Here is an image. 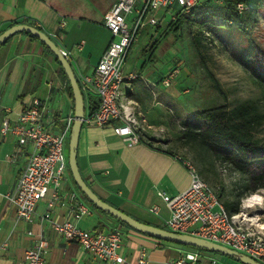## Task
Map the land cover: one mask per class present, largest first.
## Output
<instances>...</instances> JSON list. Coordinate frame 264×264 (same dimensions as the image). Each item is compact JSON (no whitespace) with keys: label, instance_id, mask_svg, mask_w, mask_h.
Wrapping results in <instances>:
<instances>
[{"label":"crops","instance_id":"0c3cea01","mask_svg":"<svg viewBox=\"0 0 264 264\" xmlns=\"http://www.w3.org/2000/svg\"><path fill=\"white\" fill-rule=\"evenodd\" d=\"M51 1L54 0H0V34L11 24L41 26L60 49L70 53V63L82 86V77L93 72L113 39L104 45L102 42L96 43L93 33L95 29L108 30L104 25L105 14L116 0H109L91 19L77 17L78 13H73V8L68 7L71 0ZM205 2L207 0H202L199 6L203 7L207 4ZM249 4V23L253 27L262 25L260 21L263 20L258 13L263 10L264 17V0H251ZM62 22L65 23L63 27ZM166 31L168 26L164 34ZM156 44L155 41L152 51ZM163 67L165 64L156 63L150 58L141 66L125 68L124 90L128 99L138 104V109L146 115L151 125L167 129L169 139L155 142V147L160 145L169 152L151 147L145 141L128 146L114 134L112 125L99 127L84 123L77 161L83 179L103 201L142 223L168 230L167 221L171 211L159 192L169 196L179 194L189 186L190 175L178 161L177 156L186 157L173 141L177 131L175 120L182 121L180 118L184 112H179L181 109L175 106L174 92H169L170 87H165L161 82L172 72L173 65L168 66L169 73L164 72ZM131 73L137 74L138 78L128 79ZM83 95L85 113L89 115L98 106L100 96L91 88H87ZM34 99L42 102L44 122L53 132H61L69 119L74 122V96L60 63L40 41L20 33L0 50V124L4 117L15 122ZM17 149V137L13 134L3 137L0 132V264H25L26 250L35 244L39 234L47 237L50 243L45 264H114L84 251L78 243L60 237L49 220L43 218L50 214L54 219L63 221L70 216L71 205L67 198L49 209L52 189L38 202L37 218L33 223L17 219L16 210L7 195L16 188L31 146L28 144L16 154ZM71 191L76 192L92 210L91 215L77 223L78 226L90 231L119 228L122 231L120 252L128 260L135 262L140 251L145 250L148 264H166L184 250L193 249L142 234L98 211L88 203L68 172L60 192L66 196ZM30 231H33V235L28 234ZM4 243L8 244L6 250L1 249ZM205 252L203 254L207 257L209 254ZM203 264L208 262L203 259Z\"/></svg>","mask_w":264,"mask_h":264},{"label":"built area","instance_id":"2783aa9c","mask_svg":"<svg viewBox=\"0 0 264 264\" xmlns=\"http://www.w3.org/2000/svg\"><path fill=\"white\" fill-rule=\"evenodd\" d=\"M201 1L116 0L112 4L105 14L104 25L113 39L93 72L82 77V92L91 88L100 96L98 106L87 115L84 121L86 124L99 127L112 125L114 134L121 137L128 146L143 141L161 142L166 139V130L151 125L146 115L138 109V104L128 99L124 90L125 61L128 50L137 40L140 30L148 24L152 26L160 24V19L155 15L156 11L167 13L173 11L170 20L173 21L178 15L175 7H178L182 14H190ZM211 1L221 2V0ZM246 9L244 4L238 5L240 13ZM133 12H135L134 21L129 22L127 17ZM64 25L65 23L62 22L61 26ZM62 51L69 59L70 53ZM178 72L179 69L173 70L163 78L162 84L169 87ZM127 78L133 80L138 78V75L131 73ZM42 109V102L34 99L23 109L15 122L4 117L0 124L3 137L10 134L17 137L16 154L28 144L31 146L27 164L18 178L16 188L7 195L16 210L17 219L33 223L37 218L38 202L52 189L49 209L59 205L64 198H67L71 205L70 216L66 220L58 221L50 214L43 217L49 220L51 227L60 237L78 243L84 251L104 262L148 264V254L145 250L140 251L135 262L121 254L122 231L119 228L111 231L104 229L90 231L78 226L77 223L83 217L92 214L91 208L76 192L71 191L66 196L60 192L69 169L67 146L73 120L69 119L66 127L61 132L55 133L51 127L46 126ZM177 159L188 170L190 183L185 190L175 196L159 192V196L171 211V217L167 221L168 230L205 239L258 262L264 261V231L248 223L251 222L248 219L243 217L240 219L238 215L231 216L218 193L201 177L193 163L181 156H177ZM28 234L33 235V231ZM7 247L8 244L4 243L1 249L6 250ZM49 250V240L43 234H39L35 244L26 250L25 264H45V255ZM204 251L206 250L202 252V249L197 248L184 250L177 258L170 259L166 264H203ZM190 253L198 256L195 262L188 259ZM208 264H217V262L210 260Z\"/></svg>","mask_w":264,"mask_h":264},{"label":"rangeland","instance_id":"374dc122","mask_svg":"<svg viewBox=\"0 0 264 264\" xmlns=\"http://www.w3.org/2000/svg\"><path fill=\"white\" fill-rule=\"evenodd\" d=\"M107 2L109 0H71L68 7L73 8V13H78L77 17L91 19ZM213 9L216 12L221 11L218 7ZM262 11L258 13V17L263 20L260 21L262 23L260 26L245 24L243 27V24L232 21L218 27L211 22L192 20L186 22L177 33L168 30L165 34V28L171 20L173 11L166 15L163 11H156L155 15L160 19V24L158 26L149 24L140 30L138 39L125 61L124 69L135 65L141 66L152 58L156 63L165 64L164 72L169 73L168 66L172 64L171 71L179 69V72L168 91L174 92L175 106L181 109L179 112H184V116L180 119L192 117L196 111L205 107L225 105L222 112L226 115L227 123L230 126H237L247 139L264 148ZM134 17L135 12L129 14L127 20L133 22ZM93 38L96 43L102 42L104 45L112 39V34H108L106 29H95ZM155 41L157 44L152 51L151 47ZM145 51H147L146 55H143ZM237 108L240 111H237ZM176 128L173 139L175 147L193 163L201 177L220 195L221 201L224 203L236 201L237 194H243L240 200V212L236 215L240 219L242 217L248 219L251 225L255 216L261 215L258 223L263 224L264 209L242 208L241 202L253 193L264 196V181L257 191H247L245 185L251 181V176L242 174L229 160H226L224 157L228 155L227 152L212 154L196 143L185 144L180 138V128L178 126ZM164 129L167 140L169 134L167 129ZM261 172L264 173V166ZM205 253L209 254L204 258L208 263L210 260H215L217 264H243L219 252ZM260 262L264 264V261Z\"/></svg>","mask_w":264,"mask_h":264},{"label":"trees","instance_id":"16d2710c","mask_svg":"<svg viewBox=\"0 0 264 264\" xmlns=\"http://www.w3.org/2000/svg\"><path fill=\"white\" fill-rule=\"evenodd\" d=\"M250 1L251 0H221V2L219 3V2H213L211 0H207V2H205L207 4L201 7L199 6V4L201 3L200 2L192 10L190 14H182L180 10L177 8V13H178L177 18L169 22V24L167 25L168 30L170 31L173 30L174 32L177 33L186 22L192 20H196L200 22H211L212 25L218 27L223 26L227 23L229 24L233 21L236 22L237 24H243L242 26L245 27V24H250L248 18V11L250 10V6H249ZM239 4H244L247 7V9L242 13L238 11ZM216 6L218 7V9L221 10L220 12L219 10L218 12H216V10L213 9V8H217ZM11 26L13 25L11 24L10 27ZM36 27L44 31L41 26H36ZM167 32L168 31H166V33ZM24 34L28 35L32 39L38 40L35 36L31 34H27V33ZM12 38L13 36L10 37L2 45L0 50L4 46H6L11 41ZM42 45L48 52L52 53L43 43ZM62 72L64 73V77L67 78L63 68H62ZM224 108L225 105H221L218 107L209 106L199 111H196L192 117H188L185 120L182 121L175 120L176 125L180 128L181 131L180 138L185 144L196 143L200 147L210 151L212 154L227 152L228 155H226L224 158L226 160H229L239 172H241L244 175L251 176V181L247 185H245V189L249 192H255L260 188V186H262L261 183L264 181V173L261 172L264 166V148L260 146L258 143L252 142L251 140L247 139L244 133L241 134V131L237 126H230L226 121L225 113L222 112ZM240 109L237 108L236 110L240 111ZM145 142L149 146L155 147V141H145ZM68 145H69V139H68ZM155 148L160 151L169 152L168 149L167 150L162 149L160 145H156ZM67 152H68V146H67ZM68 172L72 177L70 168L68 169ZM242 195L243 194L241 193L237 194L236 201H230V202L228 201L225 203L223 202L226 210L231 216H234L240 212V200L242 198ZM85 199L88 201L90 205H92L95 209L100 211L96 206H94L89 201L87 197H85Z\"/></svg>","mask_w":264,"mask_h":264},{"label":"water","instance_id":"95a60500","mask_svg":"<svg viewBox=\"0 0 264 264\" xmlns=\"http://www.w3.org/2000/svg\"><path fill=\"white\" fill-rule=\"evenodd\" d=\"M20 33L31 34L35 36L41 43H43L52 52L54 57L59 61L69 80L75 101V120L71 128L68 145L69 168L76 185L94 206H96L103 213H106L109 216L117 219L118 221L124 223L135 231L156 238L158 240L178 244L185 247L202 249L209 252H219L228 255L242 262L243 264H263L250 258L249 256L239 254L238 252L233 251L225 246L207 241L205 239H201L188 234L174 233L167 229L158 228L142 223L134 219L130 215L124 213L120 209L103 201L85 182L78 166L77 151L79 138L82 126L85 123L84 121L87 115L85 113L84 95L76 77V74L74 72V69L72 67V64L70 63V60L63 55L62 49H60V47L48 33L38 29L36 26L29 24H16L2 32L0 34V48L10 37Z\"/></svg>","mask_w":264,"mask_h":264},{"label":"clouds","instance_id":"9594fccd","mask_svg":"<svg viewBox=\"0 0 264 264\" xmlns=\"http://www.w3.org/2000/svg\"><path fill=\"white\" fill-rule=\"evenodd\" d=\"M183 2V0H181ZM242 208H256L259 207L260 209H264V196L259 195L258 193H253L251 196L246 197L241 202ZM261 219V215H256L255 218L252 220V224L255 225L259 230L264 231V224L258 223ZM188 259L192 261H196L198 256L196 254L190 253L188 255Z\"/></svg>","mask_w":264,"mask_h":264},{"label":"bare ground","instance_id":"6f19581e","mask_svg":"<svg viewBox=\"0 0 264 264\" xmlns=\"http://www.w3.org/2000/svg\"><path fill=\"white\" fill-rule=\"evenodd\" d=\"M261 224V223H260ZM264 224V223H263Z\"/></svg>","mask_w":264,"mask_h":264}]
</instances>
